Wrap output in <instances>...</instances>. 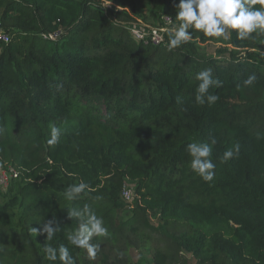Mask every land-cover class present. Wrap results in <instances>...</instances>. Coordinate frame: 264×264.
<instances>
[{
  "label": "trees",
  "instance_id": "1",
  "mask_svg": "<svg viewBox=\"0 0 264 264\" xmlns=\"http://www.w3.org/2000/svg\"><path fill=\"white\" fill-rule=\"evenodd\" d=\"M108 2L0 0V30L9 34L0 39V167L18 171L8 202L21 209L15 220L0 203V264H49L45 237L28 227L56 216L62 231L52 243L66 244L75 221L66 218L63 191L79 179L95 190L77 203H89L111 233L95 264H139L132 250L145 251L148 264H264V57L253 51L264 45L233 34L230 47L207 54L210 38L197 33L169 51L165 33L154 45L127 27L174 19L176 0L98 6ZM205 68L222 82L209 89L219 96L211 106L195 103L193 75ZM253 73L256 82L238 90ZM52 122L62 136L46 148ZM212 137L216 175L204 182L184 146ZM237 143L239 153L221 163ZM126 181L134 183L130 201Z\"/></svg>",
  "mask_w": 264,
  "mask_h": 264
},
{
  "label": "clouds",
  "instance_id": "2",
  "mask_svg": "<svg viewBox=\"0 0 264 264\" xmlns=\"http://www.w3.org/2000/svg\"><path fill=\"white\" fill-rule=\"evenodd\" d=\"M110 3L111 0L104 6H98L106 8ZM173 10L174 19L166 16L171 27L152 29V35L157 41L164 39V36L160 35L161 31L167 35L166 46L169 51L188 44L197 33L210 38L208 43H217L234 34L238 41H256L259 38L260 43L257 45H264V0H176ZM200 43L204 41L201 39ZM232 46L239 48V45ZM253 51L264 57V50L255 47ZM193 80L197 82L195 88L197 105L211 106L218 101L219 96L210 93L209 89L222 87V82L213 76L212 68L196 72ZM256 80L257 76L253 73L235 86L238 90L247 88L252 86ZM175 102L182 105L184 101L182 97L177 96ZM48 127L49 134L45 140V147L54 148L60 143L62 129L54 122L49 123ZM216 144V138L212 137L207 142L193 140L184 146L190 157L188 162L190 171L204 182H212L216 175L217 164L213 159V148ZM239 151L240 145L234 144L219 157L220 162L230 161ZM49 163H52L51 157H49ZM94 190L93 186L84 179H79L78 182L69 184L64 189L63 198L67 205L64 208L67 211L66 218L75 221V226L70 231H65L66 244L60 243L54 246L52 243L57 233L62 231L56 216L47 219L39 227L29 225L28 231L32 236L36 238L37 235H43L45 237L42 252L49 264H77L78 257L95 264L102 249L101 244L111 237V233L105 225L104 218L98 215L89 203L83 205L77 203L81 197H88ZM69 246L81 251L74 255ZM116 255L122 259L124 253L117 251Z\"/></svg>",
  "mask_w": 264,
  "mask_h": 264
},
{
  "label": "built area",
  "instance_id": "3",
  "mask_svg": "<svg viewBox=\"0 0 264 264\" xmlns=\"http://www.w3.org/2000/svg\"><path fill=\"white\" fill-rule=\"evenodd\" d=\"M161 20H162V24L160 25L159 24L144 25V24H139V23L131 24L127 27V30L135 41L159 45L163 42L164 39L162 41H157L152 35V29L153 28L164 29L169 25L166 16L161 15ZM57 35L58 33H53L49 36L54 38V37H57ZM160 35L164 36V32L161 31ZM0 39L7 42L9 40V34L0 30ZM17 175H18V171L11 166L8 168H2V169L0 167V187L1 188L7 187L9 181L17 177ZM122 196L124 197L126 201H130L132 197L130 190L126 189L125 186L122 190ZM145 264H148V263H145Z\"/></svg>",
  "mask_w": 264,
  "mask_h": 264
},
{
  "label": "rangeland",
  "instance_id": "4",
  "mask_svg": "<svg viewBox=\"0 0 264 264\" xmlns=\"http://www.w3.org/2000/svg\"><path fill=\"white\" fill-rule=\"evenodd\" d=\"M151 21H152L151 18H147V19L141 18L139 20V24L152 25ZM167 27H171V26L168 25ZM227 39L228 38L221 39L217 43H208L207 42L205 44H202V50L207 54H211V53H215L217 47H219L220 45H225L227 47H230V45L227 43ZM124 186L126 187V189L130 190V193L133 195L134 183L126 181ZM10 187H11V185L8 186L6 189L0 188V203L6 205L7 210L10 213H12L14 219L17 220L19 215L21 214V209L18 205H12L8 202L11 195H13V193H14V191L11 190ZM127 214H130V207L129 206L123 209V211L120 213V216L125 217V216H127ZM151 221L153 224L156 222V219L154 218V216L151 217ZM131 256L135 261H139V264H145V263L150 262V257L145 251L138 252L137 250H132Z\"/></svg>",
  "mask_w": 264,
  "mask_h": 264
}]
</instances>
